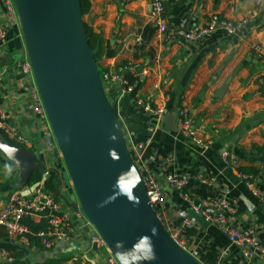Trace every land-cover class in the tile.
<instances>
[{
    "label": "crops",
    "instance_id": "crops-1",
    "mask_svg": "<svg viewBox=\"0 0 264 264\" xmlns=\"http://www.w3.org/2000/svg\"><path fill=\"white\" fill-rule=\"evenodd\" d=\"M151 1L89 0L84 23L100 34L106 49L113 52L112 56L100 59V67L117 72L115 68L123 62L136 65L138 82L122 96L119 84H115L107 93L108 98L124 134L144 143L141 162L163 188L161 208L168 220L166 224L187 242L193 255L209 264H264V251L249 260L214 225L202 227L189 216L191 208L164 179L168 173L214 175L218 180L216 186L190 184L186 192L199 204V198L223 196L227 190L233 208L227 213L229 221L239 228H254L264 247V4L258 7L255 0H163V18L168 28L183 18L191 25H203L213 14L234 23L245 18L248 21L235 33L219 29L194 42L168 41L155 32L143 45L144 27H153ZM6 17L0 11V24H6ZM253 44L262 47L261 56ZM23 47L18 23L9 29L7 42L0 49V112L36 144L41 138L39 119L27 103L16 70L26 57L20 55ZM157 80L161 81L159 89L154 88ZM149 95L153 96L151 101L147 99ZM139 98L142 104L149 103L153 108L166 100L171 114L153 132L149 127L156 119L139 105ZM181 104L188 108L199 136L207 143L205 147L194 145L176 128L169 130L176 125L173 114ZM1 135L11 140L0 130L2 138ZM224 150L236 156L234 163L223 158ZM59 170L61 194L70 199L73 191L66 183V172L62 167ZM42 176V182L44 178L54 179L53 173ZM17 180V167L0 153V196L5 198L16 190ZM38 183L23 189L31 190ZM52 195L70 213L71 208L55 193ZM186 217L190 222L184 221ZM82 228L45 249L30 247L25 238L10 237L0 226V244L11 243L28 251L17 257L8 252L5 264H73L80 256L90 264H104Z\"/></svg>",
    "mask_w": 264,
    "mask_h": 264
},
{
    "label": "water",
    "instance_id": "water-1",
    "mask_svg": "<svg viewBox=\"0 0 264 264\" xmlns=\"http://www.w3.org/2000/svg\"><path fill=\"white\" fill-rule=\"evenodd\" d=\"M12 2L24 43L21 53L31 65L73 196L61 194L58 169L44 168L32 149L0 137V153L18 170L17 189L28 184L33 172H52L55 194L73 211L82 212L119 264H209L193 255L188 244H177L149 202L142 173L104 90L80 1ZM0 6L4 10L1 1ZM188 214L202 227L209 225L192 209Z\"/></svg>",
    "mask_w": 264,
    "mask_h": 264
},
{
    "label": "built area",
    "instance_id": "built-area-1",
    "mask_svg": "<svg viewBox=\"0 0 264 264\" xmlns=\"http://www.w3.org/2000/svg\"><path fill=\"white\" fill-rule=\"evenodd\" d=\"M4 6L0 11H3L6 17V24H0V49L7 42V35L10 28L18 25V17L12 0H0ZM256 6L260 7L264 4V0H255ZM164 5L163 0H152L150 8V16L153 27L157 36L164 35L168 41L185 40L194 42L203 37L212 34L216 30H223L227 33H235L245 24L248 19L245 18L240 23H234L226 18L220 17L217 14L210 16L209 20L203 25H191L186 18H183L179 23L172 28H168L163 18ZM253 49L258 56L262 55V47L259 44H253ZM159 59H155L158 62ZM264 61V58L262 59ZM127 68L131 71L136 69V65L128 64ZM16 70L19 73L23 83L24 92L28 105L32 111L38 116V133L41 135L36 144L31 143V137L23 134L19 127L13 126L7 121V116L0 112V130L8 135V137L21 144L22 146L32 149L37 162L41 163L44 168L62 167L65 170L61 159L56 156L57 145L52 133V130L47 122L43 106L41 104L37 89L34 86L31 65L26 57L18 63ZM101 81L103 85L112 87L113 83L119 84V96H122L125 91L131 89L127 86V81L121 77V74L113 71H105L102 73ZM161 81L157 80L154 84L155 89H159ZM149 101L153 99L152 95L147 98ZM139 105H142L145 110L151 112L156 119V122L149 127L150 131H155L163 117L169 113L166 106V100H163L158 106L153 108L149 103L142 104L140 98ZM176 130L179 134L189 139L194 145L205 147L207 143L201 138L197 132V128L193 124L186 105L181 104L175 111ZM45 120L46 122H43ZM127 137L128 148L133 157V160L140 169L147 190L149 202L156 211V215L160 222L166 227L177 244L183 248H187V242L184 241L178 233L170 229L167 225L168 221L165 212L161 208L164 203V192L160 183L155 179V176L147 171V168L141 162V157L144 153L145 145L141 141H133L131 137ZM224 159L235 162L236 156L224 150L222 152ZM53 159V161H52ZM60 172V170H59ZM52 172L46 173V175ZM164 179L171 188L178 191L179 196L186 201L188 206L193 210L194 214L202 216L209 224L214 225L218 230L227 237L228 241L237 246L242 255L247 259H252L256 255L264 251L263 244L258 237V233L254 228H239L229 221L228 212L233 211L232 203L228 200L226 190L223 196H210L199 198V204H195V200L186 192V188L190 184L205 185L207 187L216 186L218 180L211 174H198L190 176L188 174L168 173ZM40 181L34 185L31 190L16 189L6 195L5 198L0 196V226L4 227L10 237L25 238L30 234L31 228L24 220H30V223L42 225V228L35 232L39 238L43 248L50 249L56 244L68 239L77 229L88 227L87 236L92 245H95L101 255H104V264H119L115 257L109 252L101 249L105 247V242L101 236L92 227L91 223L83 216L80 210L70 213L67 209L61 207L49 189L45 188L44 181ZM70 186V185H69ZM71 188V187H70ZM156 206H159L156 208ZM186 223L190 222L189 217L184 219ZM76 228V229H75ZM189 248V246H188ZM190 250V249H189ZM193 253V250H190ZM9 258L7 250H0V264H5ZM73 264H90L86 258L80 256L75 258Z\"/></svg>",
    "mask_w": 264,
    "mask_h": 264
},
{
    "label": "trees",
    "instance_id": "trees-1",
    "mask_svg": "<svg viewBox=\"0 0 264 264\" xmlns=\"http://www.w3.org/2000/svg\"><path fill=\"white\" fill-rule=\"evenodd\" d=\"M80 1V6H81V12L82 15L86 14L89 11L90 8V2L89 0H79ZM85 30H86V36H87V40L89 43V46L91 48V51L93 53L95 62L98 66L99 69V73L102 76V73L105 71H109V69L107 68H101L99 65V61L102 57H110L113 55V52H110L108 49H106L105 46V42L104 39L102 38V36L98 33L93 32V30L88 27L85 24ZM155 27H152L150 25H147L144 27L143 31H142V44H146L148 43L153 34L155 33ZM21 34V33H20ZM141 45V47L143 46ZM128 63L127 62H123L120 67H116V71L118 73L121 74V77L127 81V86H134L135 83L138 82V76L135 75V71L132 72L131 70H129L127 68ZM115 83H113L112 87L109 88L108 92H110L111 89L114 88ZM109 96V94L107 95V97ZM3 139H5L7 142H9L11 145L14 146H22L21 144L13 141V140H9L6 139L3 135H1ZM252 173L256 174L257 171L256 170H251ZM42 175L38 172H33L29 178L28 184L27 185H33L35 183L40 182V180L42 179ZM45 183V188L50 189L53 193H55V181L54 179H47L44 181ZM56 198L58 199V196L55 194ZM27 224H29L30 228H31V232L30 234H27V240L29 242V246H36V247H43L39 238L36 236L35 232L38 231V229L42 228V225L39 224H34V223H30V220H24ZM1 247H5V249L10 253L13 252V256H24L27 254V250L26 249H18L20 248L17 245H13L11 243H4V244H0V248Z\"/></svg>",
    "mask_w": 264,
    "mask_h": 264
},
{
    "label": "rangeland",
    "instance_id": "rangeland-1",
    "mask_svg": "<svg viewBox=\"0 0 264 264\" xmlns=\"http://www.w3.org/2000/svg\"><path fill=\"white\" fill-rule=\"evenodd\" d=\"M20 55H24V54H20ZM103 87H104V90H105V92H106V95H107V93H108V90H109V88L110 87H107V86H105V85H103ZM52 161H53V159H52ZM64 175H65V173H64ZM66 183L68 184V181H66ZM166 228V227H165ZM101 249H103L104 250V253H105V251L107 250V251H109L107 248H106V246L105 247H103V248H101ZM101 257L103 258L104 257V255H101ZM103 261V260H102Z\"/></svg>",
    "mask_w": 264,
    "mask_h": 264
}]
</instances>
